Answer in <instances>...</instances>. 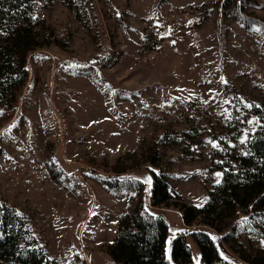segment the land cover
I'll return each instance as SVG.
<instances>
[{
    "label": "rangeland",
    "instance_id": "obj_1",
    "mask_svg": "<svg viewBox=\"0 0 264 264\" xmlns=\"http://www.w3.org/2000/svg\"><path fill=\"white\" fill-rule=\"evenodd\" d=\"M67 1L43 0L49 30L19 99L0 113V194L35 214L60 264H119L108 248L136 197L94 173L158 153L183 200L203 206L221 178L205 129L264 103V34L210 0H89L88 24ZM255 1L242 8L264 20ZM163 131L189 133L170 145L158 142ZM162 215L170 252L182 214Z\"/></svg>",
    "mask_w": 264,
    "mask_h": 264
},
{
    "label": "trees",
    "instance_id": "obj_2",
    "mask_svg": "<svg viewBox=\"0 0 264 264\" xmlns=\"http://www.w3.org/2000/svg\"><path fill=\"white\" fill-rule=\"evenodd\" d=\"M64 1V0H63ZM74 0L85 23L87 2ZM256 5L255 0H245ZM243 0H210V8L233 15L248 30L264 34V20L243 10ZM43 0H0V113L20 97L28 80L29 61L43 45L40 33L49 30L39 15ZM68 5V1L65 0ZM251 122V124H250ZM214 142L211 167L221 178L205 204H188L170 181L169 161L158 153L108 173H94L109 188L129 190L136 200L120 218L109 251L119 264H264V103L235 109L223 123H210ZM189 131H163L158 142L177 144ZM182 214L183 230L167 250L168 223L164 207ZM187 233L200 249L193 263ZM0 264H60L50 256L37 218L0 194Z\"/></svg>",
    "mask_w": 264,
    "mask_h": 264
}]
</instances>
